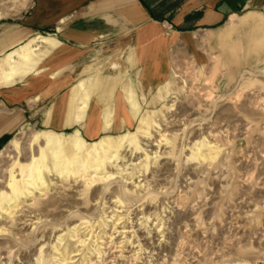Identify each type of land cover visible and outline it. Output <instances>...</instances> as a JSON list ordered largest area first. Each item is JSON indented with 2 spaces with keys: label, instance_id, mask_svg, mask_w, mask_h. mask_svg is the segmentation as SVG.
Listing matches in <instances>:
<instances>
[{
  "label": "rangeland",
  "instance_id": "rangeland-1",
  "mask_svg": "<svg viewBox=\"0 0 264 264\" xmlns=\"http://www.w3.org/2000/svg\"><path fill=\"white\" fill-rule=\"evenodd\" d=\"M30 1L0 0V20ZM104 43L88 83L110 60L125 102L105 114L114 130L88 137L82 123L31 120L0 149V264H264V35L228 53L208 36L181 42L151 85L132 48ZM50 130L68 146L58 158Z\"/></svg>",
  "mask_w": 264,
  "mask_h": 264
},
{
  "label": "crops",
  "instance_id": "crops-1",
  "mask_svg": "<svg viewBox=\"0 0 264 264\" xmlns=\"http://www.w3.org/2000/svg\"><path fill=\"white\" fill-rule=\"evenodd\" d=\"M40 35L55 43L29 66L30 72L38 69L22 84H0V149L31 120L57 130L82 123L88 137L114 130L105 114L125 102L112 88L110 60L101 61L99 83H88L100 65L96 42L116 41L124 52L132 48V68L145 66L142 82L156 84L165 68L159 59L181 42L208 36L228 53L240 39L260 41L264 0H32L21 16L0 20V61Z\"/></svg>",
  "mask_w": 264,
  "mask_h": 264
},
{
  "label": "bare ground",
  "instance_id": "bare-ground-1",
  "mask_svg": "<svg viewBox=\"0 0 264 264\" xmlns=\"http://www.w3.org/2000/svg\"><path fill=\"white\" fill-rule=\"evenodd\" d=\"M54 43H55V40L53 38L40 35V36L30 40L26 44L22 45L20 48L9 53L6 56V58L4 59V63L0 66L1 70H2L1 76H0V81H2L3 83L11 84V83L19 81V79L24 78L23 76L25 75L26 68L29 67L34 62V60H35L34 57L36 56L37 58H39V56H40L39 51H40L41 46L43 44L52 45ZM35 63H36V61H35ZM106 82H107V80H106ZM82 84H84V83H82ZM81 95H83V94H81ZM40 138L41 137H39V139ZM42 138L46 141V147L53 152V155L56 158H58L59 153L64 152L68 147V146H66L65 141L62 139L61 135L58 134L57 132H54L53 130L44 131ZM104 141L106 143L107 150H109V149L111 150V147H112L111 141L108 138L104 139ZM83 142H85V140L81 136L80 132L77 131L75 133V142H73L72 146L74 147V149H76L79 152L80 156L82 154L81 153L82 152L81 146H83ZM86 148L88 149V151H90L89 147H86ZM118 148H119V146H118ZM96 153L98 154L97 155L98 159H101L103 156V153L102 154H101V152H96ZM76 158H78V157H75V159ZM96 161H97V159H96ZM23 168H24V166H23ZM61 172H62V170H61ZM15 185H17V184H15ZM18 190L15 192L16 196H18L19 193L21 194V189L19 188ZM11 199H13V198H11Z\"/></svg>",
  "mask_w": 264,
  "mask_h": 264
}]
</instances>
